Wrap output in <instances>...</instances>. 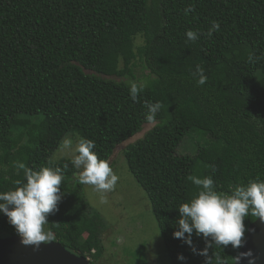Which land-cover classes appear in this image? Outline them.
<instances>
[{"label": "trees", "instance_id": "trees-1", "mask_svg": "<svg viewBox=\"0 0 264 264\" xmlns=\"http://www.w3.org/2000/svg\"><path fill=\"white\" fill-rule=\"evenodd\" d=\"M213 22L220 28L208 37ZM188 30L199 38L188 40ZM137 35L152 77L133 101L129 81L115 77L131 75ZM146 102L162 105L154 122ZM146 123L152 128L124 150L127 168L148 196L170 264H206L202 237L189 246L173 236L178 207L200 191L193 176L211 177L221 195L264 181V0H0V192L24 180L20 163L61 168V200L44 226L52 241L96 258L105 228L71 160L52 159L60 141L76 133L108 161ZM193 132L209 143L178 154ZM255 219H244V236ZM14 234L0 214V236ZM239 251L213 246L208 256L232 264Z\"/></svg>", "mask_w": 264, "mask_h": 264}, {"label": "clouds", "instance_id": "clouds-1", "mask_svg": "<svg viewBox=\"0 0 264 264\" xmlns=\"http://www.w3.org/2000/svg\"><path fill=\"white\" fill-rule=\"evenodd\" d=\"M191 11V7L186 8L185 14ZM219 28V23L213 22L206 35L211 37ZM199 35L192 30L186 32L190 41L197 40ZM193 75L198 76V85L206 83L207 77L203 74V69L197 68ZM145 87L146 82L129 81L131 99L136 101L138 94L142 93ZM145 107L146 121L154 122L162 107L161 103L146 102ZM94 147L91 140L81 138L74 144L71 138L65 137L60 141L59 150L71 154V164L77 170L75 175L78 182L92 186L96 192L103 194L115 188L119 177L113 172L108 161L98 159L92 151ZM18 167L24 170V180L17 181L13 190L0 192V214L7 217L21 237L22 243L39 246L54 238L51 231H45L44 226L48 223V216L58 210L63 170L59 167H41L39 170H33L23 163L18 164ZM190 179L200 191L190 203H183L178 207L179 216L175 221L177 230L173 236L183 239L189 246H192L193 234L202 237L206 246L197 254L206 257V264H212V258L208 256L209 248L216 246L223 249L231 245L233 249H238L242 246L246 217L264 221V181H249L246 186L237 185L231 194L221 195L214 190L211 177L193 176ZM101 202H106L103 195ZM193 251L197 250L193 248ZM250 256V252L242 253L233 259L235 264H241L243 258ZM178 259L185 258L180 255ZM215 259L216 264H224L219 256ZM249 264H253V261L249 260Z\"/></svg>", "mask_w": 264, "mask_h": 264}, {"label": "rangeland", "instance_id": "rangeland-1", "mask_svg": "<svg viewBox=\"0 0 264 264\" xmlns=\"http://www.w3.org/2000/svg\"><path fill=\"white\" fill-rule=\"evenodd\" d=\"M142 44L143 38L137 35L134 39L136 57L130 67L131 75L115 77L117 80L140 83L152 77L138 52ZM152 126L153 123L144 124L139 133L115 148L108 160L113 172L119 177L113 190L101 194L92 186L82 187L91 208L100 213L105 220V228L101 234L102 252L96 258L88 256L94 264H170L148 196L129 172L124 157L127 145L142 138ZM65 137L71 138L74 144L79 142L76 133H68ZM207 143L208 136L198 132L189 133L176 152L194 155L198 146ZM62 157L72 159L71 154L61 152L58 147L53 152L52 159ZM101 195L106 199L105 203L101 202Z\"/></svg>", "mask_w": 264, "mask_h": 264}, {"label": "water", "instance_id": "water-1", "mask_svg": "<svg viewBox=\"0 0 264 264\" xmlns=\"http://www.w3.org/2000/svg\"><path fill=\"white\" fill-rule=\"evenodd\" d=\"M251 253L241 264H264V221L250 222L237 256ZM89 258L69 251L59 241L25 245L18 234L0 236V264H89ZM235 264V260L232 262Z\"/></svg>", "mask_w": 264, "mask_h": 264}]
</instances>
